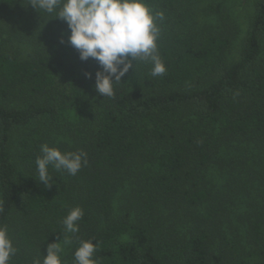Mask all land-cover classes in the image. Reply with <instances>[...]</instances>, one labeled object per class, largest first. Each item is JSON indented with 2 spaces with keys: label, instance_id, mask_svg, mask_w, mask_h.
<instances>
[{
  "label": "trees",
  "instance_id": "1",
  "mask_svg": "<svg viewBox=\"0 0 264 264\" xmlns=\"http://www.w3.org/2000/svg\"><path fill=\"white\" fill-rule=\"evenodd\" d=\"M204 1L144 0L164 16L166 72L153 77L150 62H136L104 97L98 63L80 61L64 21L31 0H0V226L17 249L10 264H31L58 242L62 264H75L83 240L97 246L96 264H264V0L237 60L232 14L228 30H205L194 9ZM42 144L83 150L88 163L74 176L49 166L45 188ZM75 207L79 231L65 233Z\"/></svg>",
  "mask_w": 264,
  "mask_h": 264
},
{
  "label": "clouds",
  "instance_id": "2",
  "mask_svg": "<svg viewBox=\"0 0 264 264\" xmlns=\"http://www.w3.org/2000/svg\"><path fill=\"white\" fill-rule=\"evenodd\" d=\"M31 6L64 21L69 30L67 44L74 48L82 62L94 59L99 66L95 73V91L104 97H113L114 84L133 68L136 62L152 64L150 75L162 76L166 67L160 59L157 40L160 28L156 21L163 20L162 12L153 14L144 0H31ZM52 20V19H51ZM61 33L59 43H65ZM86 79L92 74L85 72ZM87 154L83 150L62 153L47 144L40 146V155L35 160L39 182L45 188L53 183L49 166L76 175L86 166ZM83 210L75 207L66 215L62 224L65 233H77V221ZM64 243L71 241L67 236ZM97 246L90 240L80 241L73 253L75 264H96L92 259ZM64 249L60 242L48 245L47 255L33 257L31 264H62ZM17 249L13 246L8 230L0 226V264H10Z\"/></svg>",
  "mask_w": 264,
  "mask_h": 264
},
{
  "label": "rangeland",
  "instance_id": "3",
  "mask_svg": "<svg viewBox=\"0 0 264 264\" xmlns=\"http://www.w3.org/2000/svg\"><path fill=\"white\" fill-rule=\"evenodd\" d=\"M256 0H205L201 4L194 5V9L198 16L199 26L203 29L215 31L228 30V27L223 20L226 12L232 14V20H235L236 31L238 33L237 40L233 46L230 57L237 60L241 47V40L245 36V27L248 17L250 16ZM213 6L216 9L215 14L210 15L207 12L208 6ZM233 23V22H232ZM231 29V28H230ZM236 39V35H235Z\"/></svg>",
  "mask_w": 264,
  "mask_h": 264
}]
</instances>
